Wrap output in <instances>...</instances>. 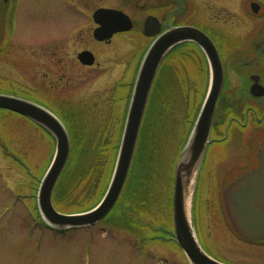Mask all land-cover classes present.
<instances>
[{
    "label": "rangeland",
    "instance_id": "rangeland-1",
    "mask_svg": "<svg viewBox=\"0 0 264 264\" xmlns=\"http://www.w3.org/2000/svg\"><path fill=\"white\" fill-rule=\"evenodd\" d=\"M37 1H27L30 11L20 16V22L27 39L43 41L51 38L57 24L50 13L37 16L41 8ZM95 74L81 81L86 85L80 92L85 102L75 105L74 114L54 103L72 140L70 158L53 196L55 208L64 214L94 208L114 173L111 160L119 139V111L113 83L105 81L102 88L92 81ZM206 86L204 79L166 82L161 76L157 80L122 198L100 223L67 231L45 226L36 209L38 178L51 164L56 142L30 119L0 109V264H191L169 231L173 179L180 150L206 98ZM119 94H128L126 113L130 90L124 88ZM220 195L209 177L200 179L193 218L199 243L230 264H264L261 250L249 248L233 232ZM207 198L212 209H205Z\"/></svg>",
    "mask_w": 264,
    "mask_h": 264
},
{
    "label": "flooded vegetation",
    "instance_id": "flooded-vegetation-1",
    "mask_svg": "<svg viewBox=\"0 0 264 264\" xmlns=\"http://www.w3.org/2000/svg\"><path fill=\"white\" fill-rule=\"evenodd\" d=\"M27 1L0 0V92L30 99L57 116L54 103L74 114L75 105L85 102L80 92L86 85L81 81L96 73L91 79L102 88L105 81L113 83L122 127L128 94L121 96L118 91L125 88L131 96L145 52L159 36L191 27L211 41L221 84L198 182L210 178L213 188L221 192L227 216L224 190L262 165L264 0H38L37 16L50 13L57 24L51 38L43 41L27 39L20 22V16L29 14ZM103 9L124 12L132 21L131 29L105 39L97 35L103 31V16L98 22L95 13ZM148 20L150 35L145 33ZM212 72L203 45L193 39L182 41L166 53L151 95L163 76L166 82L204 79L206 97ZM205 203V209H212L211 199ZM247 243L261 250L259 257L264 261V241ZM215 258L230 263L224 257Z\"/></svg>",
    "mask_w": 264,
    "mask_h": 264
},
{
    "label": "water",
    "instance_id": "water-1",
    "mask_svg": "<svg viewBox=\"0 0 264 264\" xmlns=\"http://www.w3.org/2000/svg\"><path fill=\"white\" fill-rule=\"evenodd\" d=\"M101 16H103V31L102 29L97 31V35H103L101 36L103 39L111 37L115 32L130 30L132 27L131 19L123 12L98 11L95 14L98 22L101 21ZM149 22L150 20L147 21L145 30L147 35L151 34L148 32ZM189 39L203 45L210 57L213 72L209 93L176 166L173 190L174 237L191 264H227L205 251L199 243L193 226L194 193L209 142L221 78L215 71L218 56L211 41L191 27H178L162 34L147 50L134 85L110 185L100 203L90 210L64 214L54 206L53 193L71 154V138L64 123L49 109L34 101L0 92V108L28 117L47 129L56 139L54 159L41 180L37 195L40 213L49 226L59 230L92 227L101 222L113 209L130 172L149 95L159 66L174 45ZM191 187L193 190L189 207L188 196ZM224 203L230 222L240 237L252 243L264 241V152L260 167L237 178L224 190Z\"/></svg>",
    "mask_w": 264,
    "mask_h": 264
},
{
    "label": "trees",
    "instance_id": "trees-1",
    "mask_svg": "<svg viewBox=\"0 0 264 264\" xmlns=\"http://www.w3.org/2000/svg\"><path fill=\"white\" fill-rule=\"evenodd\" d=\"M199 111V110H198ZM198 111H197V113H198ZM197 113H196V116L194 117L195 119H196V117H197ZM195 119L192 121V123H191V126H190V129H189V131H188V133H187V136H186V139H185V141H184V143L187 141V139H188V137H189V135H190V132H191V130H192V127H193V125H194V122H195ZM123 124H124V121H123ZM122 124V127H120V130H119V139H118V141L116 142V144L114 145V157H113V159L111 160V166H112V168L114 167V165H115V162H116V158H117V155H118V151H119V147H120V142H121V137H122V132H123V125ZM43 175H41V177H42ZM40 177V178H41ZM38 185H39V181H38ZM37 185V186H38ZM37 209V208H36ZM37 212H38V216H39V218L42 220V218H41V216H40V214H39V211L37 210Z\"/></svg>",
    "mask_w": 264,
    "mask_h": 264
},
{
    "label": "bare ground",
    "instance_id": "bare-ground-1",
    "mask_svg": "<svg viewBox=\"0 0 264 264\" xmlns=\"http://www.w3.org/2000/svg\"><path fill=\"white\" fill-rule=\"evenodd\" d=\"M192 190H193V188L191 187L190 195L188 196V204H189V207H190V201H191V193H192Z\"/></svg>",
    "mask_w": 264,
    "mask_h": 264
}]
</instances>
